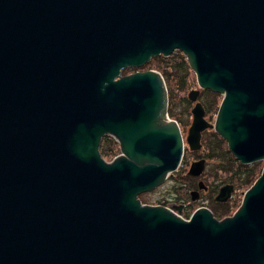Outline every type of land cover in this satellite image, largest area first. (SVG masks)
Segmentation results:
<instances>
[{
  "label": "water",
  "instance_id": "95a60500",
  "mask_svg": "<svg viewBox=\"0 0 264 264\" xmlns=\"http://www.w3.org/2000/svg\"><path fill=\"white\" fill-rule=\"evenodd\" d=\"M174 49L226 93L234 154L264 158V0H0V264H264V166L220 219L138 197L182 136L162 74L122 71Z\"/></svg>",
  "mask_w": 264,
  "mask_h": 264
},
{
  "label": "flooded vegetation",
  "instance_id": "af4514ba",
  "mask_svg": "<svg viewBox=\"0 0 264 264\" xmlns=\"http://www.w3.org/2000/svg\"><path fill=\"white\" fill-rule=\"evenodd\" d=\"M180 55L181 51L174 49L167 56L152 57L164 61L161 69L157 70L161 72L167 88V114L181 132L182 156L177 168L168 173L161 184L143 192H156L157 195L155 201L145 202L164 206L183 218H189L194 211L205 208L220 219L231 215L238 207L243 192L260 175L264 158L242 161L234 154L228 139L215 128L218 110L226 93L199 86L186 58ZM174 57L176 65L175 62L169 64ZM177 67L181 77L174 73ZM172 74H176L179 82ZM181 78L184 81H180ZM171 79L179 93L189 87L186 96L171 97ZM103 142L109 147L112 145L114 151L111 156L101 154L106 160L119 153V145L111 135L102 137L100 148Z\"/></svg>",
  "mask_w": 264,
  "mask_h": 264
},
{
  "label": "rangeland",
  "instance_id": "374dc122",
  "mask_svg": "<svg viewBox=\"0 0 264 264\" xmlns=\"http://www.w3.org/2000/svg\"><path fill=\"white\" fill-rule=\"evenodd\" d=\"M181 54H182V52H181ZM183 55V54H182ZM184 56V55H183ZM184 58H185V56H184ZM158 60H160L161 61V63L159 64V65H164L163 64V60H161V59H158ZM156 62V61H155ZM175 62V57L174 58H172V60H170V62H168L169 64H171L172 65V63H174ZM177 62V61H176ZM176 62H175V65H176ZM178 64V63H177ZM167 66V65H166ZM152 67H150V66H148V65H146V66H144L142 69L143 70H148V69H151ZM152 69H155V68H152ZM125 70V69H124ZM156 70V69H155ZM175 70V72L174 73H178L179 75H180V73H181V71H180V69L177 67V69H174ZM134 70H131V71H129V72H133ZM178 71H180V73L178 72ZM172 73H173V71H172ZM172 75H174L175 76V78L177 77L176 76V74H172ZM180 77H181V75H180ZM172 78V77H171ZM173 79V78H172ZM172 79H171V81H172ZM178 80V82H179V79L178 78H176V81ZM180 81H184V79L183 78H181L180 79ZM171 83V84H170ZM169 83V85L171 86V88H170V94H171V97H173L174 99H177V98H182V97H184V96H186V94L188 93V88H183L182 89V91H180V93H179V91L177 90V88H174V86H173V81L172 82H170ZM189 84V82H187L186 83V85H188ZM172 119V118H171ZM118 152V151H117ZM116 152V153H117ZM167 187H169V186H167ZM245 192V191H244ZM244 192H243V194H244ZM139 197H140V199L142 200V202H153V201H155V199H156V197H157V195H156V192H154V193H150V194H147V193H143V192H141L140 194H139ZM243 197V196H242ZM242 200V199H241ZM145 202V203H146ZM241 203V202H240ZM239 203V204H240ZM239 204L237 205V206H239Z\"/></svg>",
  "mask_w": 264,
  "mask_h": 264
},
{
  "label": "trees",
  "instance_id": "16d2710c",
  "mask_svg": "<svg viewBox=\"0 0 264 264\" xmlns=\"http://www.w3.org/2000/svg\"><path fill=\"white\" fill-rule=\"evenodd\" d=\"M180 56L182 57V55H180ZM160 63H161V61L158 60L157 58H155V59L152 58L148 63L144 64V66L148 65L152 68L161 69V65H159ZM131 70H135V68H126L124 70V72H129ZM108 145L109 144H105L104 142L101 145L100 151H101V154L104 156H111L114 154V151H112L113 150L112 145H110L111 147H109Z\"/></svg>",
  "mask_w": 264,
  "mask_h": 264
},
{
  "label": "bare ground",
  "instance_id": "6f19581e",
  "mask_svg": "<svg viewBox=\"0 0 264 264\" xmlns=\"http://www.w3.org/2000/svg\"><path fill=\"white\" fill-rule=\"evenodd\" d=\"M151 59H152V58H151ZM151 59H150V60H151ZM150 60H149V61H150ZM149 61H148V62H149ZM148 62H147V63H148ZM145 64H146V63H145ZM141 67L143 68L144 65H142ZM141 67H135V70H136V69H142ZM155 69H156V68H155ZM155 69H153V70H155ZM155 71L160 72V71L157 70V69H156ZM126 73H130V72H124V70L122 71V74H126ZM160 73H161V72H160ZM180 133H181V132H180ZM253 182H254V181H253ZM253 182H252V183H253ZM252 183H251V184H252ZM251 184H250V185H251ZM140 200H141V199H140ZM151 205H157V204H151Z\"/></svg>",
  "mask_w": 264,
  "mask_h": 264
}]
</instances>
